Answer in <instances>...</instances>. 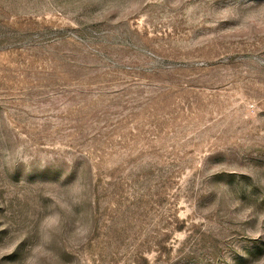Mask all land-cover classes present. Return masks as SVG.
Wrapping results in <instances>:
<instances>
[{"label":"rangeland","instance_id":"obj_1","mask_svg":"<svg viewBox=\"0 0 264 264\" xmlns=\"http://www.w3.org/2000/svg\"><path fill=\"white\" fill-rule=\"evenodd\" d=\"M0 264H264V0H0Z\"/></svg>","mask_w":264,"mask_h":264}]
</instances>
